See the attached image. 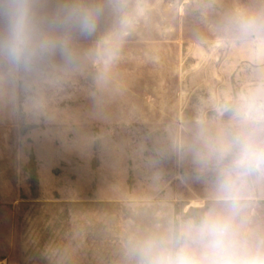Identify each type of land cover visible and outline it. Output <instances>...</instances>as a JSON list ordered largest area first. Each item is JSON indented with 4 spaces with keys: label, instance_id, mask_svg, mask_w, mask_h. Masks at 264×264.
<instances>
[{
    "label": "rangeland",
    "instance_id": "374dc122",
    "mask_svg": "<svg viewBox=\"0 0 264 264\" xmlns=\"http://www.w3.org/2000/svg\"><path fill=\"white\" fill-rule=\"evenodd\" d=\"M127 3L132 26L114 42L118 51L111 63L95 56L105 37L118 29L116 19L108 16L95 35L77 40V67L46 79L0 78V238L8 230L9 202L21 198L9 191V184L21 185L27 181L23 175L38 165L72 170L71 148L48 146L51 140L118 137L127 143V185L157 186L159 198H189L192 206L199 187L206 193L189 162L170 144L188 133L202 102L218 101L264 71V64L253 63L250 45L228 43L215 28L232 9H258L264 0ZM56 63L62 64L59 57ZM93 108L124 109L120 116L125 120L93 131L95 125L82 120ZM63 186L68 189V182ZM4 246L0 242V264H7Z\"/></svg>",
    "mask_w": 264,
    "mask_h": 264
},
{
    "label": "clouds",
    "instance_id": "9594fccd",
    "mask_svg": "<svg viewBox=\"0 0 264 264\" xmlns=\"http://www.w3.org/2000/svg\"><path fill=\"white\" fill-rule=\"evenodd\" d=\"M108 16L118 29L95 54L106 64L132 26L127 0H0V78L46 79L77 67V40L95 35ZM215 28L228 43L250 45L253 63L264 64V6L234 8ZM170 147L206 186L204 202L195 214L132 231L128 264H264V219L251 212L254 194L264 192V71L226 97L202 102L188 133Z\"/></svg>",
    "mask_w": 264,
    "mask_h": 264
},
{
    "label": "crops",
    "instance_id": "0c3cea01",
    "mask_svg": "<svg viewBox=\"0 0 264 264\" xmlns=\"http://www.w3.org/2000/svg\"><path fill=\"white\" fill-rule=\"evenodd\" d=\"M91 110L82 120L95 125L93 131L125 120L121 108ZM47 145L69 146L72 170L38 165L23 175L27 181L21 185L9 184V191L21 198L9 202L8 230L0 238L7 264H128L125 242L132 231L153 221L195 214L204 202L201 187L192 206L189 198H159L157 186L127 185V143L118 137L59 139ZM251 212L264 219V192L254 194Z\"/></svg>",
    "mask_w": 264,
    "mask_h": 264
}]
</instances>
